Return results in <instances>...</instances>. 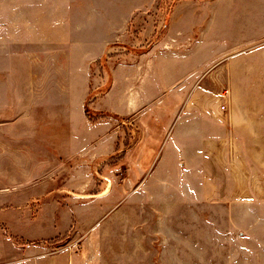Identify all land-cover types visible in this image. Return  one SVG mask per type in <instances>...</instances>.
<instances>
[{
  "label": "rangeland",
  "instance_id": "rangeland-1",
  "mask_svg": "<svg viewBox=\"0 0 264 264\" xmlns=\"http://www.w3.org/2000/svg\"><path fill=\"white\" fill-rule=\"evenodd\" d=\"M66 9L50 17L67 25L60 45L56 36L6 48L4 250L43 243L76 264H264V0H66ZM203 46L217 58L205 73L220 109L231 99L220 74L236 58L248 91L221 142L183 159L169 155L177 131L153 125L182 107L180 76L194 62L180 56Z\"/></svg>",
  "mask_w": 264,
  "mask_h": 264
},
{
  "label": "crops",
  "instance_id": "crops-1",
  "mask_svg": "<svg viewBox=\"0 0 264 264\" xmlns=\"http://www.w3.org/2000/svg\"><path fill=\"white\" fill-rule=\"evenodd\" d=\"M66 14V0H0V111L3 109L1 99L2 64L4 57H7L6 48L24 46L29 48L35 46L36 43L49 46L52 41H56V36H58L60 45L62 41H66L67 25L65 22L51 23L50 17L52 15L65 16ZM53 30L59 31V34L52 35ZM201 48L199 56L190 55V53L180 56L194 62L187 72L180 76V87L176 93L177 96H180L178 100L182 101V107L176 108L177 111L172 122H155L156 124L153 125L155 128L162 127L167 134L171 132L170 134L173 135L177 131L178 137L171 142L169 155L176 152L177 157L183 159H191L192 153L203 152L205 143L221 142L219 134L222 129L220 127L225 128L226 122H237L239 119V107L237 106L242 100V95L248 91L242 78L246 73L249 74V69L242 70V60L236 58L225 68L224 73L220 74L225 80L222 83L223 91L227 92L231 98L228 108L226 106L225 110L220 109L218 103L212 99L213 94L217 92L213 89L217 87L212 85V79L208 78L205 73L209 64L217 58L215 56L213 60L211 55L209 56V47ZM216 53L219 54V51ZM207 56L209 57L206 58ZM180 57L176 55V59ZM200 63L197 70H194V65L198 66ZM141 107L140 116L143 113L147 114V104ZM227 109L228 111H226ZM169 135L164 140H160L165 144ZM223 142H226V138ZM32 237L44 240L47 235L40 234ZM3 242V231L0 227V264H76L73 260L68 261L67 254L47 253L43 243L42 245L31 244L4 250Z\"/></svg>",
  "mask_w": 264,
  "mask_h": 264
},
{
  "label": "built area",
  "instance_id": "built-area-1",
  "mask_svg": "<svg viewBox=\"0 0 264 264\" xmlns=\"http://www.w3.org/2000/svg\"><path fill=\"white\" fill-rule=\"evenodd\" d=\"M225 107L223 106L222 109H224Z\"/></svg>",
  "mask_w": 264,
  "mask_h": 264
}]
</instances>
